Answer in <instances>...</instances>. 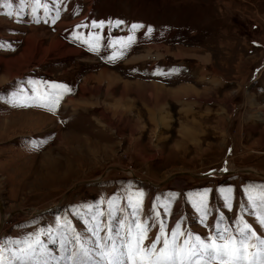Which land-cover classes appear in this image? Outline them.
Instances as JSON below:
<instances>
[{"label": "rangeland", "instance_id": "1", "mask_svg": "<svg viewBox=\"0 0 264 264\" xmlns=\"http://www.w3.org/2000/svg\"><path fill=\"white\" fill-rule=\"evenodd\" d=\"M9 2L11 7L0 0V199L7 215L43 212L7 219L0 246L15 248V242L43 229L40 239L60 255L58 223L67 221L71 230L87 236L92 214L103 213L97 215L105 226L103 236L109 201L130 214L127 198L135 200L137 192L144 194L141 216L156 206L169 235L181 222L184 232L211 242L223 215L221 228L227 225L235 235L239 217L264 239L242 191L256 186L259 205L264 191L259 188L264 185V0ZM116 20L124 23L116 26ZM132 24L143 27L133 31ZM127 31L135 35L123 48L118 38ZM105 34L118 35L117 40L104 42ZM88 43L98 44V50L90 51ZM114 50L123 55L109 61ZM150 52L162 60L159 71L142 60ZM181 66L189 73L182 74ZM149 67L157 74H145ZM51 79L65 81L70 91L55 111L32 106L33 87L43 93ZM229 167L254 173L191 176ZM228 187L234 190L230 211L223 208L219 191ZM206 189L213 211L202 223L193 201ZM165 201L170 202L168 215L160 207ZM157 234L158 227H151L145 245Z\"/></svg>", "mask_w": 264, "mask_h": 264}, {"label": "snow or ice", "instance_id": "2", "mask_svg": "<svg viewBox=\"0 0 264 264\" xmlns=\"http://www.w3.org/2000/svg\"><path fill=\"white\" fill-rule=\"evenodd\" d=\"M5 6L11 7L9 0H5ZM92 23L94 27L97 26L96 21ZM109 23L111 25V22ZM123 23L121 20L115 21L116 26ZM98 24L103 27L105 21L101 20ZM140 27L143 25H131L133 31ZM147 31L151 33L152 28L148 27ZM91 35L93 34L89 33V36ZM96 38L100 39L98 34ZM118 39L131 42L134 38L130 34ZM88 47L90 51L98 50V44L88 43ZM112 47L115 48V45ZM126 47H130V44ZM122 55L123 53L118 55L114 50L107 58L114 62ZM35 83L28 81L29 85ZM46 88L47 91L40 93L38 88L33 87L34 95L28 99L32 101V106L55 111L63 95L70 89L65 84L56 83H49ZM13 96L16 97L17 93H13ZM255 187L246 185L242 191L253 209L257 223L264 228V191H261L260 203L257 205L256 197L253 195ZM259 188L264 190V185H260ZM219 191L223 199V208L230 211L234 190L228 187L221 188ZM135 195L137 197L135 200L132 195L127 198L129 207L132 209L130 214L123 209L114 208V200L109 201L105 235H100L105 226L97 219V215H103V213H93L91 221L88 222L92 226L88 227L87 223L85 225L87 232L90 233L87 236L71 230L67 221L62 226L58 223L56 232L61 233L58 249L60 255L54 254L42 242L40 237L44 230L41 229L33 237L23 242H15L17 245L15 248L0 246V264H264V239H261L249 224L239 217H237L236 234L234 235L227 225L221 228L220 225L224 220V216L221 215L216 220L214 236L208 238L211 242H205L199 235L193 236L191 231L184 232L181 222L175 223L169 235L168 226L164 223L161 214L156 211V206H153L150 215L141 216L140 198L144 194L137 192ZM188 196H193V193H188ZM195 196L193 203L200 212V219L203 223L213 211L208 206L209 190L198 192ZM172 198H175V194H172ZM160 207L163 208L165 215L170 214L169 201H165ZM116 211H121L122 217L118 218L115 215ZM76 215L80 216L79 213ZM114 221L117 222L115 228L113 227ZM153 226L158 227V234L150 244L145 245L144 241L148 239L149 230ZM62 228L68 230L62 232ZM47 238L51 244H56L51 230ZM4 243L8 245L12 242L5 241ZM21 243L22 247L19 246ZM7 253H10V256L6 259Z\"/></svg>", "mask_w": 264, "mask_h": 264}, {"label": "water", "instance_id": "3", "mask_svg": "<svg viewBox=\"0 0 264 264\" xmlns=\"http://www.w3.org/2000/svg\"><path fill=\"white\" fill-rule=\"evenodd\" d=\"M110 169L112 168H109L107 169L106 171H109ZM118 169V168H117ZM123 170V169H122ZM127 173L130 172L131 170L130 169H127L126 170ZM232 172L231 171H214V172H209V173H206V174H191V176L193 177H196V178H205V177H219V176H222V175H229L231 174ZM235 173H238V174H247V169H239L237 170ZM259 175H262L260 173H258ZM178 175V174H177ZM175 175H173L174 177ZM133 177L137 180H140L136 177V175L134 174ZM83 183V182H81ZM80 184H77L75 187H73L72 189H70L69 191H67V193L64 195V197L61 199V201H63L72 191L74 188L78 187ZM61 203V202H60ZM43 211H40V212H34V213H25L24 211H16V212H13V213H9L8 215L6 214L5 210H4V205H3V202L1 201L0 199V233L2 232V229L7 221V219L11 218L12 216H14L15 214L17 213H22V214H27L29 216H36V215H39L41 214ZM6 215H7V218H6Z\"/></svg>", "mask_w": 264, "mask_h": 264}, {"label": "crops", "instance_id": "4", "mask_svg": "<svg viewBox=\"0 0 264 264\" xmlns=\"http://www.w3.org/2000/svg\"><path fill=\"white\" fill-rule=\"evenodd\" d=\"M89 32V31H88ZM91 32V31H90ZM135 35V32H132V31H127L123 36H125V37H127L128 35ZM139 34V33H138ZM141 35H143V34H141ZM140 35V36H141ZM117 36L118 35H116V36H111V35H108V34H105V36L103 37V40H104V42L105 41H109L110 40V38L112 37V39L113 40H111V41H109L108 43H110V42H115L116 40H117ZM138 37H139V35H138ZM119 42H120V44L119 45H121V44H125V46L123 47V48H126V45H129V42H127L126 40L125 41H121V40H119ZM123 42H127V43H123ZM122 46V45H121ZM153 46V45H152ZM55 49L56 48H54L53 50L55 51ZM148 54V56L146 55V57L145 58H142V60L144 61V63H148L149 65H150V67H153V69L155 70V72L156 71H159L160 69H162V60L161 59H158V57L159 56H157L156 54V52H150V53H147ZM149 55H154V57H149ZM151 58H154V60H152ZM80 61H81V59H80ZM143 63V64H144ZM182 65V64H181ZM49 66H51V63H48L47 64V66H45V68H44V70H48L50 67ZM148 66V65H147ZM147 68V69H145V74H150V72H152V73H154L153 71H151L150 69L151 68ZM188 69V67H186V69H184V68H182V66H181V70H180V72L182 73V74H188L189 73V71L187 70ZM46 84H49V83H56V84H65L66 85V82L65 81H57V80H55V79H51V80H48V81H46L45 82Z\"/></svg>", "mask_w": 264, "mask_h": 264}, {"label": "bare ground", "instance_id": "5", "mask_svg": "<svg viewBox=\"0 0 264 264\" xmlns=\"http://www.w3.org/2000/svg\"><path fill=\"white\" fill-rule=\"evenodd\" d=\"M229 170L232 172V171H236V170H234L232 167H229ZM130 173V172H129ZM247 173H254L253 171H247ZM132 176H133V173L131 172L130 173ZM258 174V173H257ZM6 218H7V216H6Z\"/></svg>", "mask_w": 264, "mask_h": 264}]
</instances>
